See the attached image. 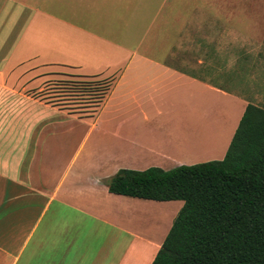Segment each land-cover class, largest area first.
Returning a JSON list of instances; mask_svg holds the SVG:
<instances>
[{
	"label": "crops",
	"instance_id": "1",
	"mask_svg": "<svg viewBox=\"0 0 264 264\" xmlns=\"http://www.w3.org/2000/svg\"><path fill=\"white\" fill-rule=\"evenodd\" d=\"M211 4L0 0V264L152 263L184 201L111 192L107 181L121 168L225 157L249 100L206 79L223 43L206 32L225 28L202 27ZM225 4V14L243 9ZM186 15L200 16L191 31ZM49 65L105 80L96 109L44 98ZM224 101L239 113L224 119L221 144L212 123Z\"/></svg>",
	"mask_w": 264,
	"mask_h": 264
},
{
	"label": "trees",
	"instance_id": "2",
	"mask_svg": "<svg viewBox=\"0 0 264 264\" xmlns=\"http://www.w3.org/2000/svg\"><path fill=\"white\" fill-rule=\"evenodd\" d=\"M107 184L184 201L151 264H264V107L247 104L223 159L121 168Z\"/></svg>",
	"mask_w": 264,
	"mask_h": 264
},
{
	"label": "rangeland",
	"instance_id": "3",
	"mask_svg": "<svg viewBox=\"0 0 264 264\" xmlns=\"http://www.w3.org/2000/svg\"><path fill=\"white\" fill-rule=\"evenodd\" d=\"M206 1V0H203ZM240 5L237 14H233V17L239 16L246 20L247 27L245 34L248 38V43L243 47L233 45L231 55H234L235 62L231 67H227L225 64L226 58H222L219 54L212 57L216 58L217 70L215 73L207 75V80L214 84L222 85L237 91L241 98H245L254 104L264 107V0H235ZM222 2V3H221ZM218 5L225 4V0H218ZM217 5V6H218ZM220 6L219 10L227 18L228 24L237 25L238 21L232 17H227L225 10ZM175 16H170L171 23L175 22ZM180 23L186 24V29L189 31L194 29V23L198 24L200 16L186 15L179 16ZM177 18V17H176ZM209 20L203 21L204 28L211 26L219 28L225 26L224 21L215 18L212 14L209 15ZM197 21V22H195ZM211 21V22H210ZM189 31H186L188 35ZM202 31V30H201ZM205 31V30H204ZM214 40L223 41V31L206 32ZM205 39L203 38V41ZM205 42V41H204ZM208 41H206L207 43ZM209 43V42H208ZM187 56L192 52H187ZM207 53L206 55H208ZM199 55V53H197ZM192 59V58H191ZM28 66V64H26ZM27 68L26 70H28ZM192 69V68H191ZM40 72L45 73L43 77L41 95L50 102L63 105L73 112L81 115H88L96 109L98 101L101 99L107 89L105 80L99 77H85L77 73V71L70 67L61 66H45L42 67ZM200 74L199 72H196ZM219 112L216 114V121L212 125H219L222 127L220 131V142L225 132H223L224 119L228 123L235 119L238 115V108L236 106L226 105V102L220 103ZM222 108V109H221ZM230 109V110H229ZM230 111L231 113L226 115L224 112ZM179 114L171 117L174 121H179ZM227 128V127H225ZM226 136V135H225ZM156 213L164 214V209H154Z\"/></svg>",
	"mask_w": 264,
	"mask_h": 264
},
{
	"label": "clouds",
	"instance_id": "4",
	"mask_svg": "<svg viewBox=\"0 0 264 264\" xmlns=\"http://www.w3.org/2000/svg\"><path fill=\"white\" fill-rule=\"evenodd\" d=\"M210 10L215 18H219L224 21L225 28L222 34L223 43L217 46V52L221 55L222 58L227 59V67H231L235 62V57L234 55L228 54L225 45L231 43L243 47L246 43H248V38L245 34V29L247 27L246 20L239 16L233 17L232 12H227V17H232L233 19L238 21V24L234 26L232 24H228L227 18L219 10V6H217L216 4H211Z\"/></svg>",
	"mask_w": 264,
	"mask_h": 264
}]
</instances>
